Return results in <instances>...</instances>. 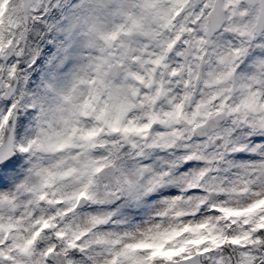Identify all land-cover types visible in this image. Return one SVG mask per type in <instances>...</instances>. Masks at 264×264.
Listing matches in <instances>:
<instances>
[{
    "label": "snow or ice",
    "instance_id": "snow-or-ice-1",
    "mask_svg": "<svg viewBox=\"0 0 264 264\" xmlns=\"http://www.w3.org/2000/svg\"><path fill=\"white\" fill-rule=\"evenodd\" d=\"M0 264H264V0H0Z\"/></svg>",
    "mask_w": 264,
    "mask_h": 264
}]
</instances>
